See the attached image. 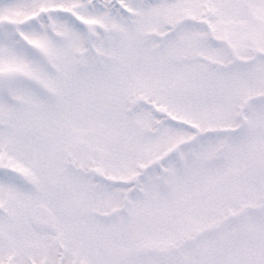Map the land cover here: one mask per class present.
Masks as SVG:
<instances>
[{
  "label": "snow or ice",
  "instance_id": "snow-or-ice-1",
  "mask_svg": "<svg viewBox=\"0 0 264 264\" xmlns=\"http://www.w3.org/2000/svg\"><path fill=\"white\" fill-rule=\"evenodd\" d=\"M0 264H264V0H0Z\"/></svg>",
  "mask_w": 264,
  "mask_h": 264
}]
</instances>
